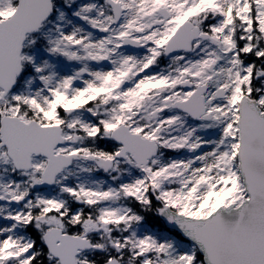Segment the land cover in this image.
Returning a JSON list of instances; mask_svg holds the SVG:
<instances>
[{"label": "snow or ice", "instance_id": "snow-or-ice-1", "mask_svg": "<svg viewBox=\"0 0 264 264\" xmlns=\"http://www.w3.org/2000/svg\"><path fill=\"white\" fill-rule=\"evenodd\" d=\"M0 264H264V0H0Z\"/></svg>", "mask_w": 264, "mask_h": 264}]
</instances>
